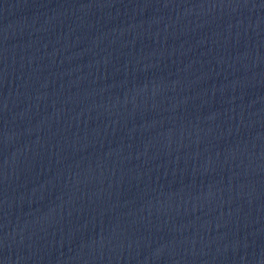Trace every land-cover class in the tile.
Masks as SVG:
<instances>
[{
    "label": "water",
    "instance_id": "1",
    "mask_svg": "<svg viewBox=\"0 0 264 264\" xmlns=\"http://www.w3.org/2000/svg\"><path fill=\"white\" fill-rule=\"evenodd\" d=\"M0 264H264V0H0Z\"/></svg>",
    "mask_w": 264,
    "mask_h": 264
}]
</instances>
